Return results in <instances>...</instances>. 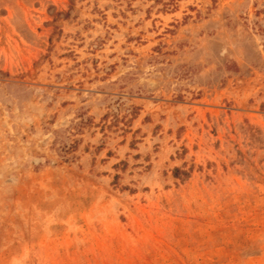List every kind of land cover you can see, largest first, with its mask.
<instances>
[{"label":"rangeland","instance_id":"obj_1","mask_svg":"<svg viewBox=\"0 0 264 264\" xmlns=\"http://www.w3.org/2000/svg\"><path fill=\"white\" fill-rule=\"evenodd\" d=\"M0 264H264V0H0Z\"/></svg>","mask_w":264,"mask_h":264}]
</instances>
